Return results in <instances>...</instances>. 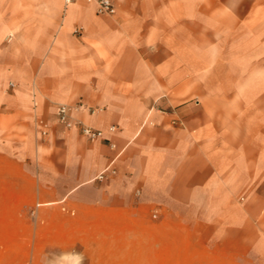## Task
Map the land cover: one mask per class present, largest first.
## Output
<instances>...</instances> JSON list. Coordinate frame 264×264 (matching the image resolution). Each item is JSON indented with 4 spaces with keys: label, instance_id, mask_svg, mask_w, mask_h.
Wrapping results in <instances>:
<instances>
[{
    "label": "crops",
    "instance_id": "obj_1",
    "mask_svg": "<svg viewBox=\"0 0 264 264\" xmlns=\"http://www.w3.org/2000/svg\"><path fill=\"white\" fill-rule=\"evenodd\" d=\"M112 2L0 0V264H264V0Z\"/></svg>",
    "mask_w": 264,
    "mask_h": 264
},
{
    "label": "built area",
    "instance_id": "obj_2",
    "mask_svg": "<svg viewBox=\"0 0 264 264\" xmlns=\"http://www.w3.org/2000/svg\"><path fill=\"white\" fill-rule=\"evenodd\" d=\"M74 0H64L65 5L71 4ZM88 3H94L96 5V11L100 14L113 15L115 13V6L112 0H85ZM12 86V83L9 84ZM70 108L66 105H59L56 112L57 121L63 125L66 129L77 127L80 133L89 138L96 139L102 136L100 130L93 129L87 125H84L81 121L73 119L69 116ZM38 124L42 127V134L46 133V124L43 121H38ZM99 178H102L100 175Z\"/></svg>",
    "mask_w": 264,
    "mask_h": 264
}]
</instances>
